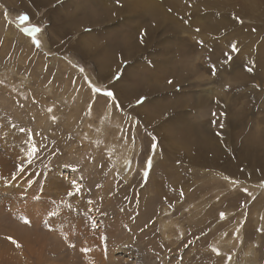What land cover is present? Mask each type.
I'll return each instance as SVG.
<instances>
[{"label":"rangeland","instance_id":"374dc122","mask_svg":"<svg viewBox=\"0 0 264 264\" xmlns=\"http://www.w3.org/2000/svg\"><path fill=\"white\" fill-rule=\"evenodd\" d=\"M136 1L0 0V264H264V0Z\"/></svg>","mask_w":264,"mask_h":264},{"label":"bare ground","instance_id":"6f19581e","mask_svg":"<svg viewBox=\"0 0 264 264\" xmlns=\"http://www.w3.org/2000/svg\"><path fill=\"white\" fill-rule=\"evenodd\" d=\"M66 1H72V0H66ZM105 1L106 0H97V1H95V2H93V0H89V2H87L89 5H90V7L93 9L94 8V10L95 11H98V10H101L102 12H103V14L102 15H98L99 16V18H96V19H94L95 20V25H96V23H101V24H103V23H105L107 20H109L110 18H112L111 17V12H112V9L111 8H109L108 6H106L105 5ZM67 3V2H66ZM138 4H142V5H144V6H146V8L145 9H147V10H149L150 12H152L156 17H158L159 18V21H158V25H163V22H162V19H165V17L169 14V11H167L166 9L162 12V13H159V12H157V11H155L150 5H148L147 3H145L143 0H138V1H136L135 2V5H138ZM62 5V4H61ZM66 5V4H65ZM133 8H134V6H127L125 9H124V11H125V13L126 12H130V11H133ZM59 12H61L60 10H59ZM61 14H62V12H61ZM103 16V17H102ZM177 17V16H176ZM67 21V20H66ZM70 21L72 22L71 24L72 25H74V27H76L77 26V23L78 22H86V23H88V21H90V19H86L85 17L83 18V20L81 19V16L79 17V16H74V17H72L71 19H70ZM93 23H94V21H93ZM67 24V23H66ZM72 25H70V26H72ZM206 29H208V30H211L209 27H208V25L206 26ZM218 30V29H217ZM216 30V31H217ZM208 32V31H207ZM212 32V31H211ZM94 39V38H93ZM97 45H99V43L97 44ZM206 45V44H205ZM89 46V45H88ZM111 47H115V45H113V46H111ZM111 47H109V43L105 46V45H103V46H101L100 48H96V50H100L101 51V53L102 54H105L106 52H107V50H109ZM93 49V48H92ZM217 50V49H216ZM95 51V50H94ZM89 53V52H88ZM125 53V54H124ZM124 53H122L124 56L126 55H128V53H126V52H124ZM91 56H93V54L91 55ZM94 56H96V55H94ZM100 61H102L103 60V56H102V58H100L99 59ZM167 65V64H166ZM150 66H152L153 67V69L154 70H156V72L158 71V72H164V70H160L161 68L162 69H165L166 67H164L163 65H161L160 63H158V64H156V63H152ZM194 69H196V68H194ZM166 74H169L170 73V71L172 72V73H174L175 72V70L173 71V69L172 70H170V71H168V68H166ZM191 71V70H190ZM226 70H223V73L225 72ZM154 73V72H153ZM186 73H188V72H186ZM156 74V73H155ZM158 75V74H157ZM161 75V74H160ZM180 75V77L183 75H181V74H179ZM143 76V75H142ZM137 76V78H134V80H132L133 82H132V84L134 85V87H135V83H138V80H140V78H141V80L142 79H144L145 77L143 76ZM176 76H177V74H176ZM245 76V74L242 76V77H244ZM170 77V76H169ZM132 78V77H131ZM171 80V79H170ZM179 80V79H178ZM145 83H144V80H142V85H144ZM194 84V83H193ZM141 87V86H140ZM251 101H252V99H251ZM254 101V100H253ZM167 105V104H166ZM175 106H179V104H175ZM161 108H162V111H164V110H167V111H169V110H174V109H176V108H174V107H172V106H169V105H167V106H165V105H161ZM160 108V109H161ZM165 108V109H164ZM168 108H169V110H168ZM225 111H226V109H225ZM245 111V110H244ZM152 113H154V111L152 112ZM186 114V113H185ZM185 114L184 113H177V111L175 112V113H173L172 114V118H185ZM231 117V116H230ZM243 117V116H242ZM241 117V118H242ZM244 118H245V116H244ZM232 119H233V117H232ZM239 119V118H238ZM243 119V118H242ZM182 121H183V127H182V130H185V131H187V130H190V131H193L191 134H192V136L191 135H187V134H184V135H181V136H179V139H181V141H183V143H182V145H181V149H183V150H185V151H188L190 154H191V157H188L187 158V160H188V163H190V162H194L193 160H198V157L199 158H201V157H204L205 156V154H208L209 156H211L212 157V155H215V154H217V153H219L220 152V150L219 149H217V148H215L214 147V143L216 144V140L217 139H215V138H213L212 137V135L209 133V132H207V131H205V130H200L201 129V127H200V129H198V128H196V126L194 125L193 127H191V125H190V123H189V121H185L184 119H182ZM230 121V120H229ZM239 121V120H238ZM242 121V120H241ZM232 122V121H231ZM197 124V123H196ZM193 125V124H192ZM198 125V124H197ZM176 126V125H175ZM177 128V127H176ZM179 130V129H178ZM197 130H200L201 132H199V131H197ZM180 131V130H179ZM234 131V130H233ZM181 132V131H180ZM183 133V132H182ZM219 133V136H220V138H221V136H224V134H222L221 132H218ZM169 134V133H168ZM215 137V136H214ZM170 139V138H169ZM171 140V139H170ZM221 142V141H220ZM220 147V149L221 150H223V148H222V146L220 145L219 146ZM236 148V147H235ZM245 149V148H244ZM171 151L172 152H175L176 151V149H174V148H172L171 149ZM187 155V154H186ZM188 156V155H187ZM216 156V155H215ZM207 159V158H206ZM205 160V159H204ZM213 160V159H212ZM206 161V160H205Z\"/></svg>","mask_w":264,"mask_h":264},{"label":"snow or ice","instance_id":"6c2138e0","mask_svg":"<svg viewBox=\"0 0 264 264\" xmlns=\"http://www.w3.org/2000/svg\"><path fill=\"white\" fill-rule=\"evenodd\" d=\"M20 19L21 20H25V19H27V17L26 16H21L20 17ZM33 32H38L39 31V29H33L32 30ZM143 35H144V33H141V36L143 37ZM36 43H37V45H39V41H36ZM232 48H233V51H236V46L235 45H233L232 46ZM213 72H215V67L213 66ZM119 76H120V73H117V75H116V77H114V79H119ZM170 83H171V81H170ZM94 91H96V92H100V89L99 88H95L94 89ZM104 95L105 96H107V97H114V93L112 92V91H110V90H107V91H105L104 92ZM143 99L144 98H141L139 101H138V103H142L143 102ZM154 147V146H153ZM33 151H34V149H33ZM73 188H76V184H75V182H73ZM69 195H71V192H69L68 193ZM223 213H221V217L223 218ZM28 221H25V223H27ZM9 239H11V238H9ZM13 243H16L15 241H12ZM17 246H19V245H17ZM71 246V245H70ZM82 251H87V249H82Z\"/></svg>","mask_w":264,"mask_h":264}]
</instances>
